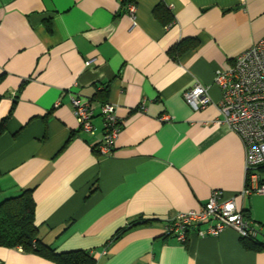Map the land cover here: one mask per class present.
<instances>
[{
	"label": "crops",
	"instance_id": "1",
	"mask_svg": "<svg viewBox=\"0 0 264 264\" xmlns=\"http://www.w3.org/2000/svg\"><path fill=\"white\" fill-rule=\"evenodd\" d=\"M136 2L132 17L122 0H0V199L34 186L42 241L56 252L90 249L97 264H264V248L233 228L191 230L186 243L164 237L169 219L202 209L215 189L264 229V193L241 194L245 149L219 123L215 83L264 37V0ZM160 3L168 25L154 14ZM183 40L195 45L171 54ZM196 81L212 99L200 110L184 98ZM73 96L93 103L94 133L80 128ZM105 102L123 121L109 155L97 147ZM257 172L264 180V166ZM133 221L148 222L111 240ZM0 260L57 264L6 246Z\"/></svg>",
	"mask_w": 264,
	"mask_h": 264
},
{
	"label": "built area",
	"instance_id": "2",
	"mask_svg": "<svg viewBox=\"0 0 264 264\" xmlns=\"http://www.w3.org/2000/svg\"><path fill=\"white\" fill-rule=\"evenodd\" d=\"M122 1H126L125 9L135 17L136 0ZM93 61L88 60L86 64L90 65ZM215 83L222 90L219 109L223 118L219 123L226 124L237 133L245 149L246 184L241 194L264 193V180L257 172L259 167L264 166V37L240 53L230 67L219 70ZM184 98L194 110L212 102L209 85L199 81L185 90ZM72 105L80 128L94 133L93 103L73 96ZM141 107L144 109V103ZM100 113L104 120V138L98 148L103 155H109L113 152L123 121L117 115L114 103H103ZM162 118L166 120L168 116ZM202 225L205 227L202 228ZM226 228H233L241 239L252 243H257L259 236L264 237V229L246 218L235 197L224 198L223 191L215 189L202 209L180 212L169 219L164 234L186 243L191 230H196L199 235H217Z\"/></svg>",
	"mask_w": 264,
	"mask_h": 264
},
{
	"label": "trees",
	"instance_id": "3",
	"mask_svg": "<svg viewBox=\"0 0 264 264\" xmlns=\"http://www.w3.org/2000/svg\"><path fill=\"white\" fill-rule=\"evenodd\" d=\"M126 1L123 2V7ZM125 10V9H123ZM155 16L165 25L170 24L174 17L168 7L162 3L154 9ZM187 40L181 41L170 49L171 54H181L190 45ZM7 118L0 122V136L6 128ZM99 146V145H98ZM97 146V147H98ZM96 148V147H95ZM35 187L31 186L24 189L20 194L0 199V246L22 247L23 250L40 253L51 257L57 264H97L90 249H76L64 252H56L52 247L42 241L39 236V226L36 224V202L33 197ZM245 216L247 215L244 213ZM148 221H133L118 231L112 241L120 238L128 230L147 223ZM169 238L171 236L165 235ZM245 245L252 249L264 248L263 243H252L243 240ZM3 264V263H2Z\"/></svg>",
	"mask_w": 264,
	"mask_h": 264
},
{
	"label": "rangeland",
	"instance_id": "4",
	"mask_svg": "<svg viewBox=\"0 0 264 264\" xmlns=\"http://www.w3.org/2000/svg\"><path fill=\"white\" fill-rule=\"evenodd\" d=\"M2 198V197H1ZM2 200V199H1Z\"/></svg>",
	"mask_w": 264,
	"mask_h": 264
}]
</instances>
